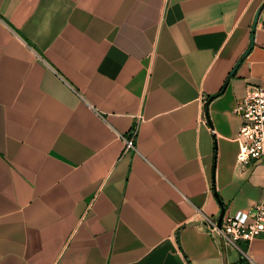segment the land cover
<instances>
[{
  "label": "crops",
  "instance_id": "crops-1",
  "mask_svg": "<svg viewBox=\"0 0 264 264\" xmlns=\"http://www.w3.org/2000/svg\"><path fill=\"white\" fill-rule=\"evenodd\" d=\"M263 29L264 0H0V264H264L207 220L263 195Z\"/></svg>",
  "mask_w": 264,
  "mask_h": 264
},
{
  "label": "built area",
  "instance_id": "built-area-1",
  "mask_svg": "<svg viewBox=\"0 0 264 264\" xmlns=\"http://www.w3.org/2000/svg\"><path fill=\"white\" fill-rule=\"evenodd\" d=\"M264 44V29L262 35ZM241 118L236 135L238 152L236 163L244 166L250 161L264 159V87L248 85L247 90L235 106ZM136 129L129 136H122L124 149L134 148ZM246 218L234 215L222 216L218 220L207 217L210 232L220 234L225 243L238 246L240 239L249 240L264 231V184L263 195L246 210Z\"/></svg>",
  "mask_w": 264,
  "mask_h": 264
},
{
  "label": "water",
  "instance_id": "water-1",
  "mask_svg": "<svg viewBox=\"0 0 264 264\" xmlns=\"http://www.w3.org/2000/svg\"><path fill=\"white\" fill-rule=\"evenodd\" d=\"M261 9V7L258 9V11L256 12V17H257V15H258V13H259V10ZM222 215H223V210L221 211V213H220V215H219V217H218V221L220 222V220H221V218H222Z\"/></svg>",
  "mask_w": 264,
  "mask_h": 264
},
{
  "label": "trees",
  "instance_id": "trees-1",
  "mask_svg": "<svg viewBox=\"0 0 264 264\" xmlns=\"http://www.w3.org/2000/svg\"><path fill=\"white\" fill-rule=\"evenodd\" d=\"M244 262V260L243 259H240L238 262H236L235 264H245V263H243Z\"/></svg>",
  "mask_w": 264,
  "mask_h": 264
}]
</instances>
